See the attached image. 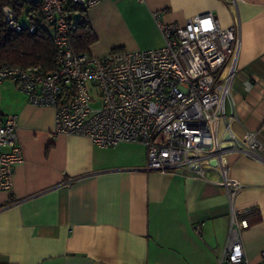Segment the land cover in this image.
Segmentation results:
<instances>
[{"label": "crops", "instance_id": "0c3cea01", "mask_svg": "<svg viewBox=\"0 0 264 264\" xmlns=\"http://www.w3.org/2000/svg\"><path fill=\"white\" fill-rule=\"evenodd\" d=\"M153 12L179 24L212 13L222 27L237 17L229 126L237 136L255 131L264 143V0H239L236 10L224 0H102L85 12L96 36L90 53L162 45ZM0 110L16 116L22 151L11 187L0 191V264H216L230 200L248 221L245 256L264 264V151L261 160L227 154V175L242 185L229 199L214 171L204 181L147 170L140 143L98 147L85 136L53 135L54 108L31 105L11 80L0 85Z\"/></svg>", "mask_w": 264, "mask_h": 264}, {"label": "built area", "instance_id": "2783aa9c", "mask_svg": "<svg viewBox=\"0 0 264 264\" xmlns=\"http://www.w3.org/2000/svg\"><path fill=\"white\" fill-rule=\"evenodd\" d=\"M100 1L39 0L38 17L4 5L2 22L10 30L32 34L40 24L50 32L53 69L4 63L0 85L11 80L31 105L52 106L53 135L85 136L98 147L140 143L147 170H180L204 181L214 171L230 199L242 185L227 175V154L240 152L261 160L264 151L257 132L237 136L229 126L234 118L230 86L237 71V17L222 27L212 13L179 24L165 23L153 12L162 45L103 56L76 53L71 35L81 20L74 13ZM224 1L236 10L239 0ZM21 159L16 116L0 110V191L11 187L13 167ZM230 212L227 242L216 254V264H250L241 244L248 221L237 218L241 212L231 200ZM261 256L264 259V251Z\"/></svg>", "mask_w": 264, "mask_h": 264}, {"label": "trees", "instance_id": "16d2710c", "mask_svg": "<svg viewBox=\"0 0 264 264\" xmlns=\"http://www.w3.org/2000/svg\"><path fill=\"white\" fill-rule=\"evenodd\" d=\"M38 2L39 0H0V65L39 66L44 71L53 69V45L49 31L40 24L32 34L12 31L2 22L4 5L11 6L17 13L27 7L28 14L38 17ZM71 39L76 53H90L89 48L96 41V36L86 14L72 33Z\"/></svg>", "mask_w": 264, "mask_h": 264}, {"label": "rangeland", "instance_id": "374dc122", "mask_svg": "<svg viewBox=\"0 0 264 264\" xmlns=\"http://www.w3.org/2000/svg\"><path fill=\"white\" fill-rule=\"evenodd\" d=\"M21 11H22V12H25L24 9H22ZM85 14H86L85 12L77 11L76 14H74V17H75V19L78 20V19H80L81 17H84ZM21 21L24 22V21H25V18H22ZM113 50H114V49H113ZM115 50H116V49H115ZM102 56H103V55H102ZM92 105H94L95 107H97V106H99V103H94V104L92 103Z\"/></svg>", "mask_w": 264, "mask_h": 264}, {"label": "water", "instance_id": "95a60500", "mask_svg": "<svg viewBox=\"0 0 264 264\" xmlns=\"http://www.w3.org/2000/svg\"><path fill=\"white\" fill-rule=\"evenodd\" d=\"M211 164L214 165V162L212 161Z\"/></svg>", "mask_w": 264, "mask_h": 264}]
</instances>
